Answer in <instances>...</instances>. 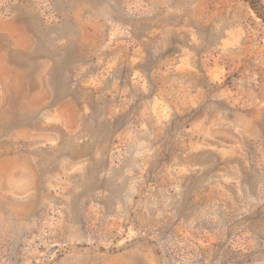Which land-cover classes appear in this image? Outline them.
I'll return each mask as SVG.
<instances>
[{"label": "rangeland", "instance_id": "1", "mask_svg": "<svg viewBox=\"0 0 264 264\" xmlns=\"http://www.w3.org/2000/svg\"><path fill=\"white\" fill-rule=\"evenodd\" d=\"M0 264H264L245 0H0Z\"/></svg>", "mask_w": 264, "mask_h": 264}, {"label": "trees", "instance_id": "2", "mask_svg": "<svg viewBox=\"0 0 264 264\" xmlns=\"http://www.w3.org/2000/svg\"><path fill=\"white\" fill-rule=\"evenodd\" d=\"M254 14L264 22V2L262 0H245Z\"/></svg>", "mask_w": 264, "mask_h": 264}]
</instances>
